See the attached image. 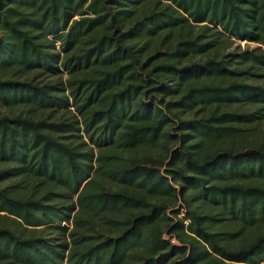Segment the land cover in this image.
<instances>
[{
    "label": "trees",
    "instance_id": "trees-1",
    "mask_svg": "<svg viewBox=\"0 0 264 264\" xmlns=\"http://www.w3.org/2000/svg\"><path fill=\"white\" fill-rule=\"evenodd\" d=\"M0 264H264V0H0Z\"/></svg>",
    "mask_w": 264,
    "mask_h": 264
},
{
    "label": "rangeland",
    "instance_id": "rangeland-1",
    "mask_svg": "<svg viewBox=\"0 0 264 264\" xmlns=\"http://www.w3.org/2000/svg\"><path fill=\"white\" fill-rule=\"evenodd\" d=\"M56 43H57V42H56ZM236 44H239V45L242 46V47H246V46L253 47V46L256 45L255 42H252V41H245V40H242V39H236L234 45H236ZM56 46H58V45H56ZM64 76H65V74H64ZM180 216H182V214H180Z\"/></svg>",
    "mask_w": 264,
    "mask_h": 264
}]
</instances>
